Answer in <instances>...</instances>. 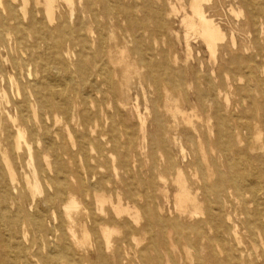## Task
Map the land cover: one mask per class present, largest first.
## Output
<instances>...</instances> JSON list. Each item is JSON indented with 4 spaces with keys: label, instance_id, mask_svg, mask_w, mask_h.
Masks as SVG:
<instances>
[{
    "label": "rangeland",
    "instance_id": "rangeland-1",
    "mask_svg": "<svg viewBox=\"0 0 264 264\" xmlns=\"http://www.w3.org/2000/svg\"><path fill=\"white\" fill-rule=\"evenodd\" d=\"M1 2L0 142L16 180L0 149V264L264 263V0H203L224 34L214 55L192 0H56L52 22L43 0L25 16L23 0ZM43 65L68 97L32 94L38 119L21 124ZM179 173L195 201L178 202Z\"/></svg>",
    "mask_w": 264,
    "mask_h": 264
},
{
    "label": "bare ground",
    "instance_id": "bare-ground-1",
    "mask_svg": "<svg viewBox=\"0 0 264 264\" xmlns=\"http://www.w3.org/2000/svg\"><path fill=\"white\" fill-rule=\"evenodd\" d=\"M10 1H14V0H10ZM23 1H24V3H23L24 5H23V7H21L19 9V11L21 12V14L23 16H25V6L28 3V0H23ZM66 1L72 2V0H66ZM55 2H56V0H43V4H42L41 0H34V5L36 8L39 9V7L42 4L44 7L45 14L47 15V17L52 22L53 18H54V12H55L54 11V7H55L54 3ZM0 3H2L1 0H0ZM8 8H9L10 12L12 13V8L11 7H8ZM191 8H192L193 17H191V19H190L189 26L196 33L201 35V37L203 38L208 49L214 55L217 52V47H218L219 42L221 40L223 41L224 34L222 33L221 28L217 24H215L213 22V20L208 19L207 16L205 15V11L203 8V0H192ZM38 11H40V10H38ZM194 18H196V20H194ZM34 24H36L35 21L32 22V27H34ZM34 31L38 32L39 30H34ZM43 67H44V71H45L44 78L48 79V82L46 84L39 85V86L30 82L28 85V88H24L22 91V95L24 97L25 103L20 106V112H21L20 123L21 124H24V125L30 124V123H33L34 121H36L38 119V113H37L36 109L34 108V105L31 104V102H30V97L32 94L34 95V93H35L37 95V98L42 105H45L46 103H48L49 99H51V98H55V97L66 98V97H68V92H67L66 86L63 85L59 79L54 78L51 75L52 71H50L49 68H47L45 65H43ZM54 86H56L58 88L57 91H55L53 89ZM2 96L3 95H0V98ZM44 116H45V114H44ZM14 121L16 122L15 119H14ZM17 122H18V120H17ZM45 135H48V136L51 135L49 129L46 131ZM53 143H56V142L52 141L51 146L52 147H54V145L56 146V144H53ZM23 145H25V147L29 150V153L32 157L33 156V145L30 141L25 139L24 132L21 130V128H19L17 135L15 136V139H14V146H15V149L20 152L22 150ZM0 149H1L2 161L4 162L5 166L9 170L11 177H12V181L14 182L16 180V174L13 170L12 163H11V160H10L8 154H7V151L5 149H3L1 142H0ZM34 175H35V183L29 182V184H28L29 188L32 192L41 191L40 182H39L40 181V177H39L40 173L36 167H34ZM177 175H178V177L176 180L179 182V184L181 186V193L177 196L178 202L181 204V203H185L187 201H195L192 194L187 190L188 186L186 187L184 180L181 177L180 173ZM230 176L233 180L237 179V176L235 175L234 171L230 173ZM45 177H47V179H48L47 183L50 184L51 178L49 176H45ZM1 179L2 178L0 176V184L2 182ZM251 184L253 185V182H251ZM74 196H72V195L70 196V200L65 206V208L68 212L75 211V210L77 211L79 209V203ZM96 197L99 201L104 200L103 194L102 195L96 194ZM117 201H118V199H117ZM7 202H8L7 201V193L3 189L0 188V207L1 206L7 207ZM45 202L47 203L48 201H45ZM115 209L117 211H121L119 207H116ZM35 215H36V217H39L38 212H36ZM1 218L4 219L3 215ZM19 222L20 221H18V223ZM103 233L106 237L107 244H109L111 241V232L108 229H104Z\"/></svg>",
    "mask_w": 264,
    "mask_h": 264
}]
</instances>
